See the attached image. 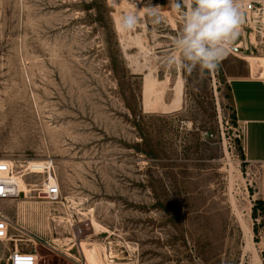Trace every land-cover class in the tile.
Here are the masks:
<instances>
[{"label":"rangeland","instance_id":"obj_1","mask_svg":"<svg viewBox=\"0 0 264 264\" xmlns=\"http://www.w3.org/2000/svg\"><path fill=\"white\" fill-rule=\"evenodd\" d=\"M171 2L0 0V157L30 169L29 188L46 161L61 189L57 201L0 200L22 239L0 240V264L35 245L40 264H89L92 240L118 263L264 264L258 172L235 140L224 65L214 80L169 62L185 10ZM128 13L139 23L125 31Z\"/></svg>","mask_w":264,"mask_h":264},{"label":"clouds","instance_id":"obj_2","mask_svg":"<svg viewBox=\"0 0 264 264\" xmlns=\"http://www.w3.org/2000/svg\"><path fill=\"white\" fill-rule=\"evenodd\" d=\"M174 10L184 8L182 30L174 38L173 45L178 57H171V64H179L188 72L197 67L214 72L228 56L240 34L244 20L240 0H172ZM158 6L147 10L156 17ZM139 23L134 13L124 15L119 27L132 30Z\"/></svg>","mask_w":264,"mask_h":264},{"label":"crops","instance_id":"obj_3","mask_svg":"<svg viewBox=\"0 0 264 264\" xmlns=\"http://www.w3.org/2000/svg\"><path fill=\"white\" fill-rule=\"evenodd\" d=\"M234 54L247 59L248 66L242 65ZM222 63L233 112L245 125L244 161L258 172L256 194L264 205V56L231 51Z\"/></svg>","mask_w":264,"mask_h":264},{"label":"built area","instance_id":"obj_4","mask_svg":"<svg viewBox=\"0 0 264 264\" xmlns=\"http://www.w3.org/2000/svg\"><path fill=\"white\" fill-rule=\"evenodd\" d=\"M244 20L240 29L242 41L233 43L232 52H238L243 48L244 42H250L257 50L264 47V0H240ZM244 29V32L242 31ZM215 80V73L212 72ZM218 83L220 81L218 80ZM235 140L239 141L243 151V142L245 139V125L236 120L235 124ZM48 176L33 187L28 192L22 190L18 183V177H26L30 172L27 167L10 165L5 161H0V200H13L21 198L34 192L35 196L44 195L46 199L51 201L59 200L61 189L58 182L51 179L50 166H48ZM31 186L30 183H28ZM10 220L0 211V240L6 241L9 236ZM7 264H40L38 255L32 250H13L7 256Z\"/></svg>","mask_w":264,"mask_h":264},{"label":"bare ground","instance_id":"obj_5","mask_svg":"<svg viewBox=\"0 0 264 264\" xmlns=\"http://www.w3.org/2000/svg\"><path fill=\"white\" fill-rule=\"evenodd\" d=\"M230 53V52H229ZM224 61V60H223ZM0 161H5V162H7V163H9L10 165H14V166H17L18 168H19V166H25V165H19V164H17L15 161L16 160H14V159H11V158H8V157H0ZM48 162H50V161H48ZM47 162L46 161H43V160H41V161H36V163H35V165L37 166H41L42 167V169H44V168H47L49 165H47L46 164ZM51 163H52V161H51ZM27 166V165H26ZM54 167V166H53ZM51 179L52 180H54V181H56V182H58L57 181V178H56V176L55 175H51ZM17 180H18V183L20 184V187L22 188V190H24V191H26V192H28L29 191V186H28V182H27V180L24 178V177H18L17 178ZM33 197V196H32ZM36 198H38V199H43V197H41V196H36ZM29 203V202H28ZM61 203V202H60ZM63 203V202H62ZM24 204H25V202H24ZM30 205V204H29ZM32 205V204H31ZM27 208H30V211H29V213H32V214H34L36 217H40V216H42V217H44L43 216V213H44V211H41L42 210V208L41 207H39V206H29V207H27V206H25V205H21L20 206V211L21 212H23V213H25L26 212V210H27ZM46 209V208H45ZM46 211H47V209H46ZM5 216V215H4ZM54 217H56V216H54ZM25 218V217H24ZM49 218V217H48ZM66 218V217H65ZM70 218V217H69ZM47 219V218H46ZM58 219V218H57ZM62 219H63V217H62ZM42 220V219H41ZM60 220V219H59ZM92 224H93V226H94V228H95V231L97 232L98 231V225H97V220L94 218V217H92ZM38 221V220H37ZM49 221V220H48ZM52 221V220H51ZM66 221H68V222H70L71 223V225L73 226L74 224H72V219H67ZM18 222V221H17ZM40 222V221H39ZM60 222H62V221H60ZM67 222V223H68ZM67 223H66V225H65V227L66 226H69V225H67ZM40 224V223H39ZM10 225L11 226H13L14 227V229H19V226L17 225V224H13V223H10ZM30 225V224H29ZM48 225H50L51 226V224H48ZM36 226V225H35ZM47 226V225H46ZM39 227V226H38ZM43 227V226H42ZM34 228V227H33ZM106 228V227H105ZM73 234H74V232H73ZM16 236V235H15ZM21 241L22 239H20V237L19 236H16V237H11V236H8V238H7V241ZM32 241V240H31ZM32 242H35V241H32ZM15 244H16V242H15ZM82 244H83V248H84V251H85V253H86V255H87V258H88V262H89V264H131V263H123V262H121V263H118V262H116V260H115V258H116V253H115V251L113 250V247L110 245L109 246V248H108V246H105V245H103V244H101V243H99L97 240H92V241H89V242H87V241H82ZM109 249V250H108ZM13 250H20L19 249V247L18 246H14V249H10L9 251H10V253L13 251ZM32 251H34L35 253H36V255H38V257H39V254H38V251H37V247H36V245L32 248ZM9 253V254H10ZM4 255V254H3ZM118 256V255H117ZM2 258H0V260H1Z\"/></svg>","mask_w":264,"mask_h":264},{"label":"trees","instance_id":"obj_6","mask_svg":"<svg viewBox=\"0 0 264 264\" xmlns=\"http://www.w3.org/2000/svg\"><path fill=\"white\" fill-rule=\"evenodd\" d=\"M236 117V116H235ZM236 118H234V121L236 123ZM256 205H263L260 200H257ZM264 206V205H263ZM254 209H256V206H254Z\"/></svg>","mask_w":264,"mask_h":264}]
</instances>
